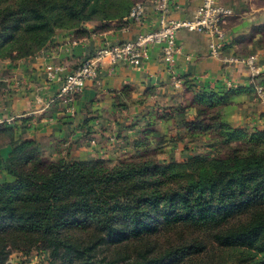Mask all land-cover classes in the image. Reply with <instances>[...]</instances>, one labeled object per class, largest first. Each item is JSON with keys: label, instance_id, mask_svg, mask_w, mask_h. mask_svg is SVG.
Segmentation results:
<instances>
[{"label": "trees", "instance_id": "trees-1", "mask_svg": "<svg viewBox=\"0 0 264 264\" xmlns=\"http://www.w3.org/2000/svg\"><path fill=\"white\" fill-rule=\"evenodd\" d=\"M135 2L0 0V59L34 55L58 29L108 27ZM189 86L184 131L213 134L219 147L208 157L156 158L173 137L153 136L159 128L149 124L131 141L140 149L116 163L47 158L34 139L0 124V142L11 147L0 170L15 178L0 182V264L35 246L48 264H264V127L229 121L227 96Z\"/></svg>", "mask_w": 264, "mask_h": 264}, {"label": "crops", "instance_id": "crops-1", "mask_svg": "<svg viewBox=\"0 0 264 264\" xmlns=\"http://www.w3.org/2000/svg\"><path fill=\"white\" fill-rule=\"evenodd\" d=\"M136 1L144 4L142 22L126 18L109 21V26L104 27L101 22L87 21L79 28L58 29L34 55L0 59V121L11 118L8 124L24 138L34 139L47 158L62 155L76 160L97 156L117 159L122 153L140 149L132 146L131 141L142 135L145 126L150 129L155 124L165 129L169 120L168 126L173 128L174 124V130L185 127L191 118L189 104L193 93L188 87L192 85L196 90L227 96L229 102L224 110L229 121L249 129L261 127L263 106L256 96L249 69L241 63L222 61L232 54L241 56L254 51L260 67L258 81L264 83V45L255 46L260 37L256 29L264 23V2L256 7L254 0H220L233 11L222 25L227 40L220 57L209 55L208 37L203 33L178 31L177 67L183 77L182 88L175 89L169 84L160 49L152 45L139 68L105 60L68 111L58 102L45 105L58 92L64 77L96 49L157 28L152 5L145 0ZM201 2L174 0L170 17L190 18ZM48 64L57 68L52 79L46 74ZM173 133L172 130L168 135L174 136ZM10 150L9 141H1L0 160ZM4 176L0 171V182Z\"/></svg>", "mask_w": 264, "mask_h": 264}, {"label": "built area", "instance_id": "built-area-1", "mask_svg": "<svg viewBox=\"0 0 264 264\" xmlns=\"http://www.w3.org/2000/svg\"><path fill=\"white\" fill-rule=\"evenodd\" d=\"M149 2L156 14L158 26L155 29L139 32L133 39L105 44L80 62L68 73L58 92L46 102L50 106L56 102L61 103L66 111L81 93L88 81L93 80L105 60L111 64L123 62L139 68L148 57L150 46L157 45L161 53V61L168 74L169 84L180 89L183 86V77L177 67V54L180 46L177 43V33L184 29L203 33L208 37L209 55L220 57L226 44L227 36L223 29L226 19L233 14L230 7L225 6L220 0H202L199 7L190 18L173 19L170 17L174 0H145ZM145 17L143 1H136L127 18L139 23ZM189 59V57H186ZM224 64H244L250 71L251 82L254 84L255 93L263 106L262 119L264 121V83L258 81L260 67L256 64L255 54L249 56L229 55L222 58ZM57 70L52 64L46 66L48 79L54 77ZM10 123L11 118L0 121Z\"/></svg>", "mask_w": 264, "mask_h": 264}, {"label": "rangeland", "instance_id": "rangeland-1", "mask_svg": "<svg viewBox=\"0 0 264 264\" xmlns=\"http://www.w3.org/2000/svg\"><path fill=\"white\" fill-rule=\"evenodd\" d=\"M254 1H255L254 5H256V7H261L264 2L263 0H254ZM241 3H243V1H241ZM262 28L264 29V23L256 29L259 34H261L260 30ZM165 125L167 126V128L165 129L159 127V129L154 130L156 134H154L153 136L157 135V133H166L168 135V133H172V130L175 133H173L174 136H172L173 137V140L171 141L172 143H168L167 140L165 141L167 142L166 144L164 142L162 146L157 148V150L154 152L156 154V158H159L161 160H168L173 157L174 159L181 161L188 159L194 155H201L208 157L211 156L212 153L216 151L219 147V144L211 138L213 134H206L199 138L193 137V139H190V137H188L185 134L184 127L178 131L174 130V124H172L173 128L171 126H168L169 120H167ZM261 127H264V121ZM223 150L224 149L222 147L221 151ZM133 153H122L118 156L117 159L116 158L114 159L112 157L105 158L103 156H97L95 158L112 159V162L116 163L119 160L127 158ZM2 173L5 176L1 182H11L15 179L14 177L8 175L3 171ZM48 260L49 257L47 251L42 250L39 246H35L31 248L28 252L12 250L8 256L7 261L11 264H48Z\"/></svg>", "mask_w": 264, "mask_h": 264}]
</instances>
